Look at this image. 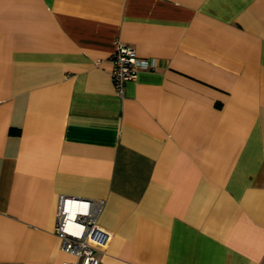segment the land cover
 Instances as JSON below:
<instances>
[{
  "label": "crops",
  "instance_id": "obj_1",
  "mask_svg": "<svg viewBox=\"0 0 264 264\" xmlns=\"http://www.w3.org/2000/svg\"><path fill=\"white\" fill-rule=\"evenodd\" d=\"M60 194L99 264H264V0H0V264H79Z\"/></svg>",
  "mask_w": 264,
  "mask_h": 264
},
{
  "label": "built area",
  "instance_id": "obj_2",
  "mask_svg": "<svg viewBox=\"0 0 264 264\" xmlns=\"http://www.w3.org/2000/svg\"><path fill=\"white\" fill-rule=\"evenodd\" d=\"M111 58V80L118 93L122 92L124 82L134 78L139 69L150 66L148 59L139 57L134 48L121 43H116ZM104 206V198L58 196L55 233L61 240L62 249L75 255L79 264H99L97 252L108 235L98 226ZM62 264L76 263L64 261Z\"/></svg>",
  "mask_w": 264,
  "mask_h": 264
}]
</instances>
